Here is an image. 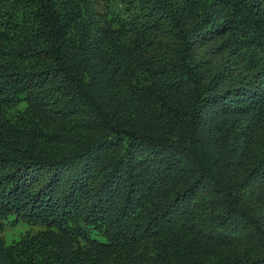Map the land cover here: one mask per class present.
Wrapping results in <instances>:
<instances>
[{"label": "trees", "instance_id": "16d2710c", "mask_svg": "<svg viewBox=\"0 0 264 264\" xmlns=\"http://www.w3.org/2000/svg\"><path fill=\"white\" fill-rule=\"evenodd\" d=\"M109 2L0 0V264H264V0Z\"/></svg>", "mask_w": 264, "mask_h": 264}, {"label": "rangeland", "instance_id": "374dc122", "mask_svg": "<svg viewBox=\"0 0 264 264\" xmlns=\"http://www.w3.org/2000/svg\"><path fill=\"white\" fill-rule=\"evenodd\" d=\"M100 7H105V1L107 3L110 0H97ZM119 5V4H118ZM120 7L116 6V10ZM121 17L123 16L124 9H121ZM9 107L10 111H23L27 107V102L23 96L21 99L11 103ZM16 219V220H15ZM39 229H44L40 224H31L28 221L16 218L15 215H10L9 217H3L0 215V246L4 249H8L16 245L23 236L28 232L37 231ZM91 237L97 239L98 241H105L106 238L103 233L99 230L93 228Z\"/></svg>", "mask_w": 264, "mask_h": 264}]
</instances>
